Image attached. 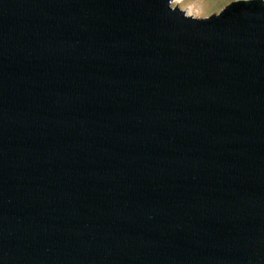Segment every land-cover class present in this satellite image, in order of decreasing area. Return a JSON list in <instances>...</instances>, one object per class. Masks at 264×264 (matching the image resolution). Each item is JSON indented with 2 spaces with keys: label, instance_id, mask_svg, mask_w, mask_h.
Listing matches in <instances>:
<instances>
[{
  "label": "water",
  "instance_id": "95a60500",
  "mask_svg": "<svg viewBox=\"0 0 264 264\" xmlns=\"http://www.w3.org/2000/svg\"><path fill=\"white\" fill-rule=\"evenodd\" d=\"M0 0V264H264V0Z\"/></svg>",
  "mask_w": 264,
  "mask_h": 264
},
{
  "label": "rangeland",
  "instance_id": "374dc122",
  "mask_svg": "<svg viewBox=\"0 0 264 264\" xmlns=\"http://www.w3.org/2000/svg\"><path fill=\"white\" fill-rule=\"evenodd\" d=\"M235 0H173V4L189 6V12L214 13Z\"/></svg>",
  "mask_w": 264,
  "mask_h": 264
}]
</instances>
